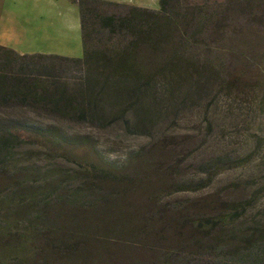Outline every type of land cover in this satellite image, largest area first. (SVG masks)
<instances>
[{
  "label": "trees",
  "instance_id": "trees-1",
  "mask_svg": "<svg viewBox=\"0 0 264 264\" xmlns=\"http://www.w3.org/2000/svg\"><path fill=\"white\" fill-rule=\"evenodd\" d=\"M71 2L78 8L83 57L21 55L0 45V106L30 110L51 121L81 124L96 131L120 124L125 134L135 137L153 136L160 115L177 118L187 104L210 98L220 71L190 48L205 45L203 37L208 34L224 38L236 25H264V0H159L158 10L104 0ZM108 7L123 12L107 13ZM158 90H163L167 103L155 102L156 112L152 113L146 101ZM22 136L57 150L75 148L78 138L88 136H72L52 122L0 120V177L4 183L7 179L13 184L0 204L9 195H19L0 211L8 210L17 222L25 223L26 216H32V222L38 220V211H48L52 202L68 209L60 216L65 221L61 240L52 237L48 241V252L59 264H264L263 218L241 223L260 198L259 192L248 200L220 202L218 213L206 218L191 220L188 213L193 206L189 212L186 208L169 214L156 211V218L143 219L137 232L143 239L148 234L154 239V244L137 249L141 259L131 258V254L118 257L116 253L114 257L100 253H106L105 248L110 247L107 243L113 240L107 238L108 233L117 234L116 241H121L122 231L112 233L106 225L129 217L127 194L131 188L132 192L143 191L139 187L147 180L146 171L154 180L147 181L145 187L155 188L147 200L157 203L155 195L162 191L168 195L201 191L221 171L237 167L242 160L215 156L198 165V171L205 175L202 180L166 186V175L151 165L153 160L141 157L139 149L126 160H142L139 171L125 170L117 162L105 160L78 165L80 171L73 178L57 170L38 178L33 171L17 170L14 149L26 141ZM10 172L13 176L6 178ZM116 187L120 193L110 195L108 190ZM73 218L80 233L77 239L71 231ZM227 219L236 227H230ZM33 223L24 225V233L28 231L32 239L49 230ZM128 224L129 218L121 225L126 228ZM7 227H11L10 220ZM147 228L149 232H145ZM86 234L93 236L89 251L83 249ZM164 234H169L170 240ZM1 235L9 243L6 251L26 263L9 242L20 234ZM124 245H113L114 252H127Z\"/></svg>",
  "mask_w": 264,
  "mask_h": 264
},
{
  "label": "rangeland",
  "instance_id": "rangeland-1",
  "mask_svg": "<svg viewBox=\"0 0 264 264\" xmlns=\"http://www.w3.org/2000/svg\"><path fill=\"white\" fill-rule=\"evenodd\" d=\"M148 5L151 6V3ZM106 11L113 14L123 12L117 7H108ZM203 42L205 45L197 48L190 46V49L195 50V53L199 52L201 58L208 59L220 71V79L211 87L210 98L187 104L177 118H172L169 114L160 115L152 131L153 136L149 138L125 134L120 124L96 131L81 124H65L53 118L51 121L30 110L0 106V120L16 119L43 124L52 122L57 126L62 125L72 136H88L78 138L79 145L75 148L59 150L41 144L40 141H28L26 137H20L26 141L14 149L17 170L24 168L26 171H33L38 178L56 170L66 172L73 178L75 173L80 171L78 165L105 160L117 162L116 164L125 170L139 171L142 160L126 161L128 154L139 149L141 157L148 161L153 160L154 164L151 165L166 175L163 178L166 186L172 182L202 180L205 175L198 171V165L215 156L224 155L227 158L242 160L237 167L221 171L210 185L201 191L169 193L170 195L162 191L155 195L158 198L157 203L147 200L149 192L155 188L145 187L150 180H154L150 172L146 171L144 178L147 180L144 185L141 181L142 186L139 187H142L143 191L132 192L134 188H131V192L127 194L129 217L119 218L116 222L119 225L107 222V230L112 233L122 232L121 241H116L117 234L108 233L107 238L113 240L107 243L110 246L105 248L107 254L100 252L105 256L109 254L115 257L117 253L118 257H125L131 254V258L141 259V253L137 249L154 244V239L151 234H144L143 239L137 232L141 230L143 219L156 218L155 212L160 210L169 214L186 208L189 212V208L193 206L191 213H188L191 220H194V217L206 218L218 213L220 202L248 200L255 198V193L259 192L260 198L241 223L249 224L258 218L264 220V25L253 24L249 28L245 24L236 25L226 37L208 34L206 39L203 37ZM0 45L21 55L43 54L82 58L77 6L70 0H0ZM228 85L230 88H227ZM162 93L163 90H158L156 95L146 101L152 113L156 112L155 102L167 103V99L164 100L166 96ZM209 122L210 127H207ZM6 176H13V173L10 172ZM3 181L0 177V198L7 194L4 192L13 185L7 179L6 183ZM117 189L118 187L111 188L108 192L110 195H117L120 193ZM91 195L94 196V193ZM18 197L19 195H9L5 198V203L0 204V208ZM17 207L20 206L15 205V208ZM51 208L45 212L40 209L37 214L39 219L33 221L44 229H49L42 231L36 239L28 237V231L24 233V225H35L31 221L32 216H26L25 223L17 222V217L9 215L8 210L0 211V264H59L58 258L48 252V241L50 242L52 237L57 241L61 240L65 221L60 216L64 215L62 211L67 213L68 209L60 208L53 202ZM128 218L129 224L126 228L122 227L121 224ZM7 220H10L11 227H7ZM226 223L230 227H236L228 219ZM71 231L73 239H77L80 233L74 218ZM149 231L147 228L145 232ZM1 234H20L9 239V242L13 245L12 250L26 263L6 251V244L9 243L1 239ZM164 235L170 240L169 234ZM85 238L87 244L83 249L89 251L93 236L86 234ZM116 243L125 244L129 250L114 252L113 245ZM130 257L128 258L131 259ZM41 259L45 261L42 262Z\"/></svg>",
  "mask_w": 264,
  "mask_h": 264
},
{
  "label": "crops",
  "instance_id": "crops-1",
  "mask_svg": "<svg viewBox=\"0 0 264 264\" xmlns=\"http://www.w3.org/2000/svg\"><path fill=\"white\" fill-rule=\"evenodd\" d=\"M104 1H109V2H114V3H119V4H125V5H132V6L147 8V9H151V10H158V8H159V0H136V1L135 0H128V1L104 0ZM149 2L151 3V6L148 5ZM73 4H75V3H73ZM78 21H79V15H78ZM79 28H80V26H79Z\"/></svg>",
  "mask_w": 264,
  "mask_h": 264
}]
</instances>
